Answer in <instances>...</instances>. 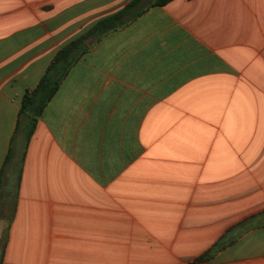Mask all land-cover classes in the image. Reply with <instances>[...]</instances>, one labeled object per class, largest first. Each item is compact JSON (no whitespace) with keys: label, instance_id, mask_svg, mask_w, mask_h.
Returning a JSON list of instances; mask_svg holds the SVG:
<instances>
[{"label":"crops","instance_id":"obj_1","mask_svg":"<svg viewBox=\"0 0 264 264\" xmlns=\"http://www.w3.org/2000/svg\"><path fill=\"white\" fill-rule=\"evenodd\" d=\"M158 1L0 0V264H264V0Z\"/></svg>","mask_w":264,"mask_h":264},{"label":"trees","instance_id":"obj_2","mask_svg":"<svg viewBox=\"0 0 264 264\" xmlns=\"http://www.w3.org/2000/svg\"><path fill=\"white\" fill-rule=\"evenodd\" d=\"M168 0H159L162 4ZM119 15H114L98 22L93 28L87 31L78 39L70 42L60 49L51 60L45 74L40 79L38 85L33 90H26L21 102L19 115L27 114L31 119V128L26 134V141L32 134L36 118L41 113L46 103L55 94L59 84L67 74L69 68L73 65L75 55L83 49L84 39L88 36H100L115 27V22ZM208 256V253L198 256L188 264H200Z\"/></svg>","mask_w":264,"mask_h":264},{"label":"rangeland","instance_id":"obj_3","mask_svg":"<svg viewBox=\"0 0 264 264\" xmlns=\"http://www.w3.org/2000/svg\"><path fill=\"white\" fill-rule=\"evenodd\" d=\"M29 122L31 123V119L29 120ZM30 123H28V126H30ZM13 192H14V190H12V198L10 199V202L13 200Z\"/></svg>","mask_w":264,"mask_h":264}]
</instances>
